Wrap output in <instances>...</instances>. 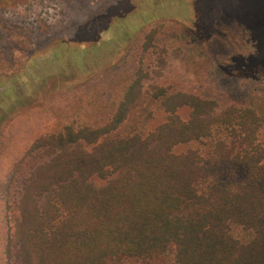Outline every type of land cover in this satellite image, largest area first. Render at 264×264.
<instances>
[{
  "label": "rangeland",
  "instance_id": "1",
  "mask_svg": "<svg viewBox=\"0 0 264 264\" xmlns=\"http://www.w3.org/2000/svg\"><path fill=\"white\" fill-rule=\"evenodd\" d=\"M137 79L141 97L122 133L147 134L165 119L158 88L213 98L220 109L249 93L263 107L264 0H0V264H20L14 219L24 180L49 159L63 128L106 124ZM224 135L215 126L173 151L194 149L210 162ZM258 138L264 146V128ZM211 170L227 182L247 172L226 162ZM229 232L243 243L254 236L236 223ZM174 255L172 244L119 264H176Z\"/></svg>",
  "mask_w": 264,
  "mask_h": 264
},
{
  "label": "trees",
  "instance_id": "2",
  "mask_svg": "<svg viewBox=\"0 0 264 264\" xmlns=\"http://www.w3.org/2000/svg\"><path fill=\"white\" fill-rule=\"evenodd\" d=\"M139 86L128 82L106 124L63 128L49 159L24 180L14 219L20 264H119L172 244L176 264H264V106L247 93L220 109L213 98L158 88L165 119L147 134L122 133ZM215 126L225 135L210 162L194 149L173 151L209 138ZM221 162L246 166L243 180H222L211 170ZM92 175L107 181L97 186ZM230 223L254 236L241 242Z\"/></svg>",
  "mask_w": 264,
  "mask_h": 264
}]
</instances>
